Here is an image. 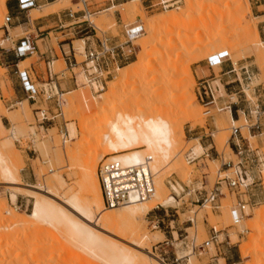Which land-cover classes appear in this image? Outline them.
Wrapping results in <instances>:
<instances>
[{"label": "rangeland", "instance_id": "1", "mask_svg": "<svg viewBox=\"0 0 264 264\" xmlns=\"http://www.w3.org/2000/svg\"><path fill=\"white\" fill-rule=\"evenodd\" d=\"M7 1L5 0V6ZM131 1L133 0H36L37 6L28 12L17 10L16 15H11L7 7L6 11L0 10V121L4 127V129L0 127V153L7 154V158L11 157L15 162L21 163L19 171L21 187L53 199L58 205H63L70 194L91 198L85 193L78 168L74 164L67 168L66 162L57 160V153L63 148L64 139L68 147L80 143L79 132L84 127L85 113L93 107L99 111L101 106L106 104V97L109 95L107 88L116 81L119 69L123 71L133 65L139 66L140 59L144 62L152 59L151 68L147 73L133 75L121 87L123 90L117 89L112 94L111 102L115 105H110L105 112H99L84 120L85 123L88 121L86 125L94 136L92 145L86 148V152L100 144L103 138L99 135L106 131L108 122L118 113L126 124L158 116L162 121L168 122L177 134L178 142L173 147L175 154L169 158L166 167L154 176V186L157 181L162 185L161 200L169 198L173 200L166 204L155 203L154 208L138 217L137 226L140 232L148 237L142 246L143 250L139 251L143 254L150 252L153 256L167 259L166 263H170L173 253L177 256L188 253L189 249L184 250L180 246L181 242L195 240L196 244L202 245L214 234V229L215 235L218 236L217 240L223 242L218 244L222 254H216L217 245H210L201 255L189 256L190 264H223L221 257L224 255H233L235 264H264V55H262L264 46L260 47L257 44V47H260L258 50H263L258 57L254 48L248 45V39L253 37V33L248 35L241 28V12H244L248 5L250 14H246L242 25L246 20L249 24H255L259 42L264 43V0H166L164 3H169L167 8L158 5L160 0H137V4H129ZM151 4L154 6L149 7ZM134 5H139L135 12L132 10ZM69 12L73 13V18L69 16ZM7 14L12 16V24L8 31L3 25ZM171 15L173 16L159 28L164 38L159 34L149 40L147 22ZM15 16L18 19H15ZM58 21L68 25V28L58 29L60 25ZM88 22L94 26L95 32L88 26ZM133 24L142 26L143 34L128 44L130 46V50L126 49L128 59L118 65V68L105 79L103 88L87 84L80 65L73 70L76 85H67L71 78L60 52L62 44L73 41L74 48L80 52L76 54V60L80 64L84 60L85 37H89V42L111 39L112 43L122 44L127 41L125 27ZM168 27L172 29L168 30ZM190 31L202 33L193 37L189 44H183L181 42L183 33ZM7 33L11 37L8 41L5 40ZM169 35H174L173 38L178 39V42H174L175 39H168ZM25 36L37 41L39 53H33L32 57L20 63L18 67L20 71L25 69L29 71L37 87H41L43 82L36 81L35 77L42 76L44 80L46 78L45 64L41 62L37 65L38 55L46 54L53 49L57 57L55 59H58L51 64V69L63 88L59 92L63 94L61 97L63 117H57L43 126L37 119L40 118V114H36L35 111L37 105L26 101L25 97L21 100L15 98L13 80L10 77V73L13 72L8 73L1 54L2 48L11 47V40L14 42ZM78 40L84 42L79 44L76 42ZM148 42H152L156 47L143 48V44L146 46ZM216 47L219 52L227 50L233 64H241V84L238 90L241 91L239 94L241 109L245 108V111L244 114L241 112L239 122L235 125L232 124L226 110L219 112L216 105L211 108L203 106L197 94L200 79L197 80L196 73H199L200 77L199 66L206 62L210 54H216ZM67 49L65 46L66 52ZM187 51L191 53L184 56L183 53ZM186 66H189L193 79L192 81L187 78L185 81L186 85L191 86L190 93L194 97L189 110L185 99L189 97L190 101V94L188 97L177 95L180 88L177 79L182 69L181 75H185ZM31 68L34 69L35 75ZM213 73L218 76L220 68L214 67ZM124 94L133 95L135 97L133 103L116 105V100ZM232 98L235 100V97ZM20 102L23 105L19 104ZM41 107L52 111L51 115L56 113L48 102ZM138 109L145 111L139 112ZM257 112L259 114H256ZM256 121L260 123V128L248 130V126ZM71 126L76 130L75 137L70 136ZM236 127L241 130V145L250 147L251 150L241 154V172L243 176L244 174L248 176V182L253 181L246 191L247 196L243 199L248 200L250 194L254 193L253 198L257 203L248 211L250 217L244 220L241 232L233 225L230 215V207L236 202L235 196L224 183L221 187L218 210L195 204L196 199L214 188L218 169L221 172L228 169L227 166L221 168L223 162L231 161L234 166L237 163L238 158L235 156L231 139V130ZM12 129L13 139L10 137ZM180 132L183 134L182 139L179 138L180 134L178 135ZM222 139L226 140V147L223 150L216 144ZM9 142L11 145H6ZM199 146L207 147L208 151L197 152ZM188 158L195 160L189 163ZM102 159L97 158L95 163L97 181V167ZM233 171L234 169L223 175H231ZM56 174H61L62 185L53 183ZM12 194L18 198L14 203L9 200ZM24 194L27 192L11 188V185L3 184L0 179V205H5L20 214H29L33 200ZM253 198L250 197L251 200ZM122 208L114 211L118 212ZM225 211L228 212L229 221L232 223L230 225ZM8 219L7 216L2 218L0 229L6 227L5 221H9ZM26 221L27 226L24 224L19 228H7L9 232L3 228L0 230V238L2 237L0 264H97L73 250L64 235L52 227L28 225L30 220L26 218ZM118 232L113 235L123 239L120 231ZM109 236L112 241L115 239L114 242L118 243L116 241L118 239ZM171 239L173 247L163 244L165 240ZM226 243H229V247ZM159 245L162 247L159 248ZM243 245L248 246L245 258L240 251ZM129 246L134 248L132 245ZM162 250L166 255H163ZM141 257L145 258L143 255Z\"/></svg>", "mask_w": 264, "mask_h": 264}, {"label": "bare ground", "instance_id": "2", "mask_svg": "<svg viewBox=\"0 0 264 264\" xmlns=\"http://www.w3.org/2000/svg\"><path fill=\"white\" fill-rule=\"evenodd\" d=\"M131 3L137 4V0H133L129 4ZM137 6L139 7V5H134L132 7V10L134 12L137 11ZM0 10L6 11L5 0H0ZM129 10L131 9H128V11ZM246 14H250V8L248 5L246 7V10L244 12H241V28L248 35H251L253 33V37L248 39V45L254 48L255 54L258 55L259 53L263 52L262 49H258H260V47H263L264 43L259 42L258 32L254 26L255 24H249L246 22V20L242 25V21L244 20ZM172 16L173 15L160 18L158 17L149 20L147 22L149 28L147 32L148 39L151 40L152 38L158 36L160 34L159 28L161 27L163 22L170 19ZM182 21L183 20H181V22ZM167 29L169 30L172 28L168 27ZM201 33L202 31H190L188 33H183L181 42L183 44H189V41L191 42L193 37H196ZM141 35H137L136 38L138 39V37ZM160 35H162L163 37V34ZM173 36L174 35H169L167 38L173 40L175 39L173 38ZM174 42L177 43L178 39H175ZM257 44L260 47H257ZM154 47H156V45H152V42H148L146 46L145 44H143V48L146 49H151ZM188 48L191 49V47ZM217 49L216 54L219 53V49ZM193 50L191 52H193ZM190 53L187 51V53L183 54L185 56V54ZM212 54H210L208 57L213 56ZM259 55L258 57H260ZM139 63V66L133 65L131 68L123 71L119 69V75L116 81L109 84L107 88L109 91V95L106 97V104H104L103 107L101 106V109H99V111L93 107L91 109H88V112L85 113L83 119L84 127H82L81 132H79L81 135L80 143L75 146L68 147L66 145V140L64 139V146L57 153V160L62 163L66 162L67 168H70L71 166H73V164L78 168L81 174L84 189L86 191L85 193H87V195H90L91 198L86 199L83 196L70 194L66 197V202H64L63 205H58V203L53 199H50L44 195H40L37 192H33V190L30 191L27 188L21 187V178L19 175L21 163L19 164L17 161L15 162V159L12 160L11 157L10 160L9 158H7V154H5V156L3 155L4 153H0V179H2L3 184H8L11 185V188L27 192V194L24 195L30 197L33 200L32 209L29 214H20L13 211L9 207H6L5 205H0V223L2 221V218H4L5 216L9 218V221H5L7 225L5 223L6 227H2L3 229H13V227L19 228V226L21 227V225L24 224H26L27 226L26 218H28L30 220L28 222V225H46L52 227L53 229L64 235L67 243L70 247L73 248V250L78 251L83 256H85L86 259L92 260V262L94 263L162 264L161 259L153 256L150 252H148V254H143L139 251V249L143 250L142 246L145 245L148 237L140 232L137 226V220L141 214L151 210L155 203H170L173 198L161 200L160 192L162 190V185L159 181H157L154 186L155 193L151 199L132 200L128 204L123 206V208L118 212L114 211L116 209H108L104 207L100 184L99 181H97V179L95 178V163L96 159L100 157L108 158V160H117L122 165H138L144 160L146 156H149L151 158L149 169L154 180V176H157L166 167L169 158H171L172 155L175 154L173 147L178 142L177 134L172 130L168 122L162 121L158 116H154L148 120L135 121L131 124H126L124 118L118 113L114 119L108 122L106 131L102 135H99V137L103 138L100 144H97L96 148L86 152V148L92 145L94 136L92 130H90L86 125L88 121L85 123L84 120L90 118L92 115H97L99 112H105L108 106L113 105L114 103L111 102V100H113L112 94L117 89L123 90L121 87L133 75H137L139 73H147L151 68L152 59H147L146 62L140 59ZM184 72L185 75H181L183 74L182 69L181 74L177 79L180 87L177 95L188 97L190 94V101L189 97L185 99L187 102V110H189L194 97L193 95L191 96L190 93L191 86L186 85L185 81L187 80V78H189V80L191 79L192 81L193 79L189 66H186V68H184ZM133 99H135L133 95L124 94L122 97L116 100V105L123 106L131 104L133 103ZM138 111L142 112L145 110L138 109ZM231 122L234 125L237 124V122ZM0 127L4 129L1 121ZM69 129L70 136L75 137V128L71 126V128ZM179 134V138L182 139L183 134L181 132L178 133V135ZM10 137L12 139L14 138L13 129L10 131ZM249 138L253 139L252 136H249ZM225 139H222L221 141H219V143H216L218 148H222L221 150L226 147ZM6 145H11V142L6 143ZM202 150V147L199 146L197 152H201ZM198 157L199 156L197 155L196 158ZM223 174L224 172H221L218 169L217 175L221 176ZM53 183L62 185L63 179L61 174H56L54 176ZM53 183H51V185ZM46 194L49 193L46 192ZM15 199V194H12L9 200L11 201V203H14ZM225 212V215L229 221L228 212ZM228 223L229 225L232 224L230 223V221ZM243 224L244 221L238 223L237 226H235L239 232H241ZM2 228L0 230H3ZM118 231H120V233L122 234L123 239L118 238V236H114ZM109 235H112L116 239H118L116 240L118 243L114 242L115 239L114 241H112ZM0 239H2V237ZM129 245L134 246V248L130 247ZM247 249V245H243L240 247V251L243 254L244 258L247 256ZM142 255L145 256V258H142ZM186 256L189 257L192 255L188 253L186 254ZM189 260L190 259L188 258L187 264H190Z\"/></svg>", "mask_w": 264, "mask_h": 264}, {"label": "built area", "instance_id": "3", "mask_svg": "<svg viewBox=\"0 0 264 264\" xmlns=\"http://www.w3.org/2000/svg\"><path fill=\"white\" fill-rule=\"evenodd\" d=\"M17 7L19 12H28L29 10L37 6L36 0H16ZM174 1V0H173ZM165 0H160L158 5L162 8H167L169 3H164ZM85 3V1H83ZM176 3V2H174ZM167 4V5H166ZM150 5L149 7H153ZM69 16L73 18V13L69 12ZM60 25L58 29H66L68 25L63 24L61 21H58ZM78 23V22H74ZM88 26L94 30V26L88 22ZM12 24V16L7 14L4 18V27L8 31L9 26ZM71 25V24H70ZM125 36L127 41L122 44H110L107 39L99 40V46L97 47H88L86 48L85 42L83 47V56L84 60L79 64L76 60V54L80 53L74 48L73 41L70 42L71 51L70 54L66 56L68 68L66 69L71 78L77 83L76 75L73 72L74 69L80 65L81 72L90 86H95L97 88H103L105 79L111 75V73L118 68V65L124 63L127 59V48L130 50L128 45L131 41L137 39V35L143 34L142 26L127 25L125 27ZM96 36V35H94ZM11 37L7 33L6 41L10 40ZM11 44L14 42L11 40ZM127 44V46H126ZM7 48H2V51H7ZM14 55L17 59H23L29 56L33 52V46L29 43L27 37H22L18 40L17 45L13 47ZM225 62H231L229 54L227 52H219L211 57L206 59V65L209 69L213 70L214 67H221ZM15 74L18 77L20 86L26 96V99L32 102L34 105H37L35 109L36 114H40L39 124L43 126L46 123L52 122L55 118L62 116V100L61 97L63 94H60L57 86L54 82L56 74L52 73L51 63L47 64V70L45 73V80L41 84V87L37 85L32 80L29 71L27 69L20 71L19 67L15 66ZM62 76V75H61ZM197 94L199 100L203 103L204 106L214 104L217 99L218 90L213 81L210 78H201L198 82ZM46 102H52V107L56 111L51 115L52 111L49 109H42V105ZM217 106V105H216ZM229 107H218V111H223ZM256 114H259L257 112ZM248 130L251 128L259 129L260 123L257 121L248 126ZM240 136V138H239ZM231 139L234 141L233 146L235 150V156L238 158L237 163L234 164L229 162H223V166H227L228 172L232 169L234 171L231 175L218 176L217 181L215 182L214 188L209 192L205 193L201 198L195 200L197 206L205 207L209 206L213 210H218L220 208V195L222 194L221 187L224 183L226 188L231 191V194H234L236 202L230 207V215L233 222V225H237L242 222L244 218L249 216L248 211L252 209L250 199L244 200L243 197L247 196L246 191L249 190L250 186L253 184V181L248 182L249 178L247 175L242 174L241 172V154L244 151L250 152V147H243L241 145V132L240 128H232L231 130ZM151 158L146 156L144 160L138 165H122L117 160H108V158H103L99 161L97 167V178L100 184L102 200L104 207L108 209H117L125 206L132 200H145L151 198L155 193L154 180L153 176L149 169V163ZM189 163L193 162L192 158H188ZM196 192V190H192ZM200 194V192H198ZM215 230L213 229V235L204 241L202 245L195 243V240H190L189 242H181L182 248L188 250L190 255H201L204 250H208L210 245H213L216 242L217 237L215 235ZM174 240V238H172ZM165 240L163 244L165 246L173 247V240ZM162 247L159 245V248ZM163 251V250H162ZM163 255H166V252H162ZM187 253V254H188ZM167 259H161L162 264H184V261L188 262V256H177L176 253H173V258L170 263H166Z\"/></svg>", "mask_w": 264, "mask_h": 264}, {"label": "crops", "instance_id": "4", "mask_svg": "<svg viewBox=\"0 0 264 264\" xmlns=\"http://www.w3.org/2000/svg\"><path fill=\"white\" fill-rule=\"evenodd\" d=\"M6 7H7V10L8 12L11 14V15H16V11L18 10V7H17V1L16 0H8L7 3H6ZM15 19H18L17 16L14 17ZM40 35H42V33H40ZM29 39V43L33 46V52L27 56L26 58H23V59H17L14 55V52H13V47L15 45H17V42L20 38H18L16 41H14V44H11V47H7V51H1V54H2V58L6 64V68L8 69V73L10 72H13V73H10V77L11 79L13 80V90H14V94H15V98L18 100H21L23 97L26 98L21 86H20V83L18 81V77L17 75L15 74V66H19L20 63L24 62L26 59L32 57L33 53L35 54H38L39 53V48L37 46V41H33V40H30V38L28 36H25ZM22 38V37H21ZM85 40V46L86 48L88 47H97L99 46V41L96 40L95 42H89V37H85L84 38ZM42 40V39H40ZM83 40H78L76 41L77 43L81 44L84 42ZM113 40L109 39L108 42L110 44H115V43H112ZM65 46H67V52L65 50ZM70 51H71V45L70 43H67V44H62L61 45V48H60V52H61V55H62V58L65 62V65L66 67L68 68V63H67V58L66 56L68 54H70ZM57 58L56 55L54 54L53 52V49H50L48 53L46 54H39L38 55V62H37V65H40L41 62H43L45 64V69L47 70V64L50 62L51 64L55 61H58V59H55ZM200 67V77H199V73H196V78L197 80L201 79V78H210L213 83L215 84V86L217 87V90H218V95L217 96V99L216 101L214 102L215 105L219 106V107H229V110L228 108H226V112L229 113L230 117H231V121H234V122H239V117H240V114L241 112L244 114V111H245V108H242L241 109V95H239L241 93V91L238 90V86L239 84H241V64H233L232 62H225L220 68V74L218 76H216L214 73H213V70L209 69L206 65V63H203L202 65L199 66ZM14 68V69H12ZM31 72L34 74V69L31 68L30 69ZM35 75V74H34ZM58 77L54 78V82L57 86V89L59 92H61L63 90V88H61V84L59 83V80L57 79ZM65 78V77H64ZM63 78V79H64ZM71 78V76H70ZM36 81H40V82H43L44 79L43 77L41 76H36L35 77ZM67 85H76V83L74 82V80L71 78L69 83ZM232 97H235V100H233ZM26 101L29 102V100L25 99ZM22 103V102H20ZM19 103V104H20ZM50 104V108H52V102L49 103ZM204 106V105H203ZM214 105L213 104H210L206 107L208 108H211L213 107ZM223 110V111H225ZM3 124V123H2ZM241 132V130H240ZM234 141L232 140V143ZM201 145V144H200ZM202 146V145H201ZM203 150H205L206 152L208 151V148H204L202 147ZM21 178V177H20ZM254 193H251L250 196H249V199L250 197H254ZM18 198L16 196V199L15 201H17ZM250 204L251 206H255L257 203L255 202V198H253V200L250 199ZM22 205V204H21ZM250 216L244 218V220H246L247 218H249ZM243 220V221H244ZM211 237V235H210ZM218 238V236H216ZM219 243H223V242H219L218 240H216V242H214V246L217 245V252L216 254L218 255H221L222 252L220 251V247L218 246ZM226 245H228L229 247V243H226ZM225 254V253H224ZM238 257V256H237ZM221 261L223 264H235V260L233 258V255H230V256H223L221 257ZM216 260H219V259H216ZM190 261V260H189Z\"/></svg>", "mask_w": 264, "mask_h": 264}]
</instances>
